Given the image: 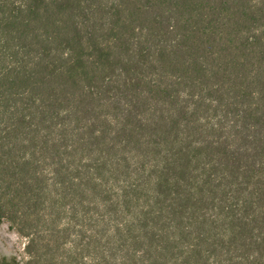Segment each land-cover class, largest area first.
<instances>
[{
  "label": "trees",
  "instance_id": "obj_1",
  "mask_svg": "<svg viewBox=\"0 0 264 264\" xmlns=\"http://www.w3.org/2000/svg\"><path fill=\"white\" fill-rule=\"evenodd\" d=\"M0 264H264V0H0Z\"/></svg>",
  "mask_w": 264,
  "mask_h": 264
},
{
  "label": "rangeland",
  "instance_id": "obj_2",
  "mask_svg": "<svg viewBox=\"0 0 264 264\" xmlns=\"http://www.w3.org/2000/svg\"><path fill=\"white\" fill-rule=\"evenodd\" d=\"M26 240L9 228V225L0 222V257L21 259L26 246Z\"/></svg>",
  "mask_w": 264,
  "mask_h": 264
}]
</instances>
